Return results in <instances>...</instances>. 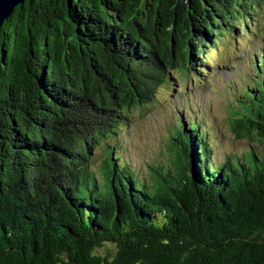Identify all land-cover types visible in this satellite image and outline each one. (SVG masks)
<instances>
[{
  "label": "trees",
  "instance_id": "1",
  "mask_svg": "<svg viewBox=\"0 0 264 264\" xmlns=\"http://www.w3.org/2000/svg\"><path fill=\"white\" fill-rule=\"evenodd\" d=\"M263 5L16 6L0 28V264H264V67L233 98L232 133L259 144L242 156L216 162L209 129L179 117L146 178L117 140L171 72L207 71L189 64L222 31L248 34Z\"/></svg>",
  "mask_w": 264,
  "mask_h": 264
},
{
  "label": "rangeland",
  "instance_id": "2",
  "mask_svg": "<svg viewBox=\"0 0 264 264\" xmlns=\"http://www.w3.org/2000/svg\"><path fill=\"white\" fill-rule=\"evenodd\" d=\"M247 27L245 36L222 31L216 45L207 46L201 61L189 64L196 67L206 62L207 71L194 75L190 71L187 74L185 70H174L170 73L173 81L157 89L150 105L142 111H131L130 121L117 140L119 150L134 171L147 178L148 166L168 160V141L179 117L186 125L196 117L210 130L207 140L218 163L228 155L242 156L259 146L248 139H237L230 121L236 105L233 98L240 95L241 88L255 85L256 79L251 80V76L254 73L259 79L257 64L264 67V54H261L264 53V5ZM95 157L99 164L101 155Z\"/></svg>",
  "mask_w": 264,
  "mask_h": 264
},
{
  "label": "water",
  "instance_id": "3",
  "mask_svg": "<svg viewBox=\"0 0 264 264\" xmlns=\"http://www.w3.org/2000/svg\"><path fill=\"white\" fill-rule=\"evenodd\" d=\"M24 1L25 0H0V28L14 8L18 5H22Z\"/></svg>",
  "mask_w": 264,
  "mask_h": 264
}]
</instances>
